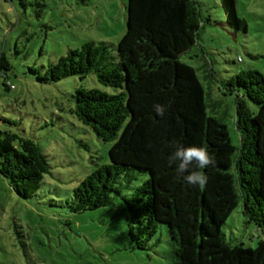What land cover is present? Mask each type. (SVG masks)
Here are the masks:
<instances>
[{"label":"trees","instance_id":"1","mask_svg":"<svg viewBox=\"0 0 264 264\" xmlns=\"http://www.w3.org/2000/svg\"><path fill=\"white\" fill-rule=\"evenodd\" d=\"M219 3L225 23L246 32L236 0ZM125 9V32L116 44L86 41L27 70L43 84L94 73L113 88L79 87L71 94L69 113L111 145L109 161L84 176L62 206L80 213L117 199L133 246L149 249L164 227L172 264H264V240L255 248L233 245L222 231L240 196L246 220L264 233V75L249 68L222 80L234 95L236 147L215 103L206 102L195 68L179 60L204 25L199 0H126ZM11 68L1 50L0 75ZM157 103L166 108L163 117L154 110ZM173 141L205 147L215 158V166L201 170L208 177L204 188L177 179L167 162ZM50 168L33 139L0 129V175L19 197L37 195Z\"/></svg>","mask_w":264,"mask_h":264},{"label":"rangeland","instance_id":"2","mask_svg":"<svg viewBox=\"0 0 264 264\" xmlns=\"http://www.w3.org/2000/svg\"><path fill=\"white\" fill-rule=\"evenodd\" d=\"M125 3L0 0V51L12 65L6 76L0 75V129L33 139L51 166L38 194L29 199L19 197L0 175V264H172L164 227L149 249L133 246L117 199L108 207L80 213L62 206L84 176L109 161L111 145L99 141L69 113L71 94L79 87L108 93L113 88L99 83L94 73L43 84L27 72L86 41L116 44L126 28ZM236 9L247 24L246 32L225 23L219 0H199L204 25L197 44L179 60L195 68L206 102L215 103V114L238 147L234 95L224 90L222 80L249 68L264 75V0H236ZM204 62L207 69L200 67ZM222 231L233 245L255 248L264 240V233L246 220L240 196Z\"/></svg>","mask_w":264,"mask_h":264},{"label":"clouds","instance_id":"3","mask_svg":"<svg viewBox=\"0 0 264 264\" xmlns=\"http://www.w3.org/2000/svg\"><path fill=\"white\" fill-rule=\"evenodd\" d=\"M156 114L163 117L166 112L165 106L157 103L153 105ZM174 149L168 156L169 166L175 165L177 179H183L188 184L204 188L208 177L201 171L209 166H215V158L209 154L207 148L191 145L183 146L176 141L172 142Z\"/></svg>","mask_w":264,"mask_h":264}]
</instances>
